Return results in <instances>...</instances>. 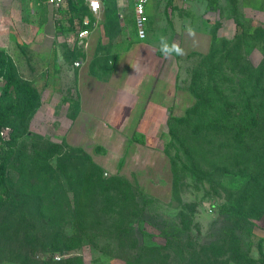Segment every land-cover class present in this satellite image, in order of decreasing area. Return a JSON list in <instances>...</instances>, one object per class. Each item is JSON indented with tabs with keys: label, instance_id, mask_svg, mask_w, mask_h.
<instances>
[{
	"label": "rangeland",
	"instance_id": "rangeland-1",
	"mask_svg": "<svg viewBox=\"0 0 264 264\" xmlns=\"http://www.w3.org/2000/svg\"><path fill=\"white\" fill-rule=\"evenodd\" d=\"M1 1L0 50L11 56L16 64L18 76L22 80L30 81L41 95L40 105L28 118L25 134L20 141L27 146L35 142L42 145L51 141L77 148L73 153L89 154L103 169L105 176L119 175L128 180L141 203L143 199H148L142 217L131 222V231L135 235L132 240L139 246H163L164 251L172 247V255L167 262L179 261L181 249L176 250L181 247L177 246L178 241L168 245L164 232L184 236L181 242L187 244V241H191L190 246L194 243L206 244L216 241L225 235L227 229L232 228L230 222L228 223V214L216 208H209L208 201L211 199L217 206L229 203L230 193L242 188L247 178L225 171L218 162L223 156L220 160L210 157L216 146H208L206 141L196 139L192 126L187 125V120H179L180 117H187V111L197 101L190 92L191 75L207 52L193 51L187 55L166 59L159 50V44H156L160 38L152 37L151 44L144 48L145 58L157 61L159 57V60L173 61V64L177 58L179 67L175 66V77L172 74L168 79L155 75L145 77L136 102L127 112L131 114L125 119L120 115L121 111L112 108L115 105L112 101L115 95L113 92L123 86V76L129 72V69L121 68L120 75L123 78H113L118 75L116 57L124 52L121 48L111 55V58H107L106 62L103 51L107 50V47H101L102 53L99 47L91 57L88 50L90 46L77 41L75 30L72 41L66 37L64 44H60L58 48L51 47L53 54L49 55L47 48L33 41L35 23L30 21L27 12L29 0H8L14 5L20 3L25 6L19 9V5H15V11L9 7L6 13L3 9H6L8 2ZM222 1L224 3L221 5L219 17L229 19L230 23H226V31L219 39L226 37L233 40L244 30L250 32L259 26L264 28V0ZM220 21L221 19L213 22L215 24L212 26V33H216ZM72 26L75 28L74 24ZM248 39L249 43H244L243 58L256 67L264 59V33L259 39ZM167 40L173 43L171 39ZM230 67L231 64L226 66L229 77L225 76L224 79L227 89L230 88L228 85L238 79L230 71ZM163 82L167 83L163 87L168 91L161 92ZM4 83L5 80H0V95ZM214 97V94H210L211 100ZM163 98L168 101L162 106L158 100ZM221 105V101L213 100L208 116L213 119L218 117V108ZM136 131L144 134L145 143L132 140ZM201 142L205 145L200 146ZM233 142L222 132L216 144L219 143V150L224 155L232 146H237ZM233 155L238 158L240 156L239 152L235 151ZM52 161L55 164L56 159ZM216 162L219 168L214 165ZM8 167L9 176L15 179V169L12 165ZM197 167L208 170L209 176L200 179L203 175ZM13 193V189L5 190L0 185V264H44L43 261L71 255L81 257L83 264H128L121 251L127 248L126 243L115 240L109 244V239L104 236L96 239L97 246L92 241L85 240L76 248L68 250L52 252L54 245L43 248L42 241L45 242L50 234L57 236V226L53 223L50 227L49 223L45 224V220L34 219L27 212L32 214L35 207L31 203L32 199L27 202L23 197H13ZM18 198L24 200V203L17 201ZM20 207L25 218L19 214ZM94 209H100L97 202L93 203L92 210ZM183 216L189 227L182 233L176 230V225L181 223ZM253 223L255 225L249 235L246 228L237 232L246 241H251L250 254L259 258L257 242L260 238L264 239V214ZM29 227L33 235L31 241L25 236ZM61 229L69 234L73 232L69 227ZM87 232L88 229L84 234ZM93 234L101 235V232L95 229ZM128 245L130 249L129 242ZM262 246L264 250V241ZM23 253L28 256L24 257ZM149 260L153 261L152 257L146 256L141 264H150ZM154 263H157L156 259ZM165 263L162 259L161 264Z\"/></svg>",
	"mask_w": 264,
	"mask_h": 264
},
{
	"label": "trees",
	"instance_id": "trees-1",
	"mask_svg": "<svg viewBox=\"0 0 264 264\" xmlns=\"http://www.w3.org/2000/svg\"><path fill=\"white\" fill-rule=\"evenodd\" d=\"M263 33L264 28L259 26L250 32L244 30L232 40L226 37L219 39L213 32L209 51L192 71L190 92L197 101L187 111V117H180L179 120H187L196 139L206 141L208 146H216L210 157L220 160L223 156L218 162L225 171L246 176L247 182L230 193L227 204L217 206L209 199V208L227 212L228 223L232 226L216 241L190 246L191 241H187V244L181 242L184 236L164 232L168 245L178 241L177 246L181 247L176 250L181 249V258L172 263L167 262L171 258L172 247L164 251L163 246H139L132 240L135 235L131 231V222L142 217L148 199H143L141 203L128 180L119 175L105 176L103 169L89 154L75 155L73 152L77 148L51 141L27 146L20 141L25 134L28 118L40 105L41 95L30 81L18 76L11 56L0 50V80H5L0 95V185L5 190L13 189V197H23L27 202L32 199L31 203L35 205L32 214L26 211L34 219L45 220L50 227L53 223L57 226V236L50 234L45 242L42 241V247L54 245L52 252H56L76 248L85 240L97 246L96 239L104 236L109 239V244L115 240L126 243L127 248L121 251L128 264H141L146 256L152 257L150 264H161L162 259L165 264H264V239L260 238L257 242L260 257L256 258L250 254L251 241H246L237 232L246 228L249 235L255 225L253 221L264 214V59L253 67L243 58L242 52L244 43H249V37L259 39ZM228 64H231L230 71L238 78L228 85L229 89L224 80L225 76L229 77L226 72ZM210 94L215 95L213 100L222 103L218 108V117L214 119L208 116L213 106ZM222 132L237 144L224 155L219 150V143L216 144ZM132 140L143 144L145 136L136 131ZM203 145L201 142L200 146ZM233 151L239 152V158L233 155ZM54 158L55 164L52 161ZM218 162L214 165L219 168ZM9 165L15 169V179L9 176ZM196 165L199 166L198 163ZM198 169L203 175L199 174L200 179L209 176L208 170ZM19 198L17 201L23 204L24 200ZM94 202L98 203L100 209L92 210ZM15 203L16 200L13 205ZM21 208L19 214L25 218ZM61 227H69L73 232H62ZM188 227L183 216L176 230L183 233ZM29 228L25 236L31 241L33 235ZM87 229L88 232L84 234ZM95 229L101 235L95 236ZM22 255L28 256L27 253ZM155 259L157 263H154ZM43 263L83 264V261L81 257L71 255Z\"/></svg>",
	"mask_w": 264,
	"mask_h": 264
},
{
	"label": "crops",
	"instance_id": "crops-1",
	"mask_svg": "<svg viewBox=\"0 0 264 264\" xmlns=\"http://www.w3.org/2000/svg\"><path fill=\"white\" fill-rule=\"evenodd\" d=\"M6 1L8 3L6 9H3L4 13L8 11L9 7L15 11V5H19V9L25 6L20 3L14 5V3ZM1 2L0 0V7ZM223 3L222 0H149L145 6L147 21L144 38H140L137 33L134 0H101L97 14L93 13L82 0L69 1L59 7L47 4L46 0H29L26 5L30 21L35 23L33 25V41L37 42L35 44L47 48L49 55L53 54L51 47L58 48L60 44H64L66 37L72 41V34H75V30L77 41L87 47L90 46L88 50H90L91 57L92 53L96 54L99 47H107V50L104 49V51L101 48L100 52L103 51L105 54V62L107 58H111V55L116 54L119 48L124 51L116 57L118 75L113 78L122 77L120 75L121 68H127L129 72L123 76L124 78L122 77L123 86L113 92L115 95L112 101L115 102V105L112 108L121 111L120 115L128 119L131 113L127 112L136 102L142 85L145 83V77L155 75L168 79L171 74L175 77L177 73L175 66L179 67L177 63L179 60L177 61V58L175 60L174 57L175 64L173 61L167 60V63V61L164 62V59L159 60V57L157 61L152 59V62L145 58L143 51H146L144 50L146 45L151 44V38H160L166 35V39H171L173 43L184 47L186 55L193 51L206 53L210 49L213 38L211 32L212 26L215 24L213 22L221 19L216 31L219 37L226 31V23H230L229 19L224 20L219 17ZM85 21L87 24L84 23ZM73 24L75 28H73ZM82 28L89 29V34L79 41L77 31ZM189 30H192L194 34L190 35ZM158 31H163V33ZM24 37L26 38L25 35ZM166 82H163L161 87H165ZM164 87L161 88V92L168 91ZM167 101L165 98L158 100L162 106L167 104Z\"/></svg>",
	"mask_w": 264,
	"mask_h": 264
},
{
	"label": "built area",
	"instance_id": "built-area-1",
	"mask_svg": "<svg viewBox=\"0 0 264 264\" xmlns=\"http://www.w3.org/2000/svg\"><path fill=\"white\" fill-rule=\"evenodd\" d=\"M69 1H77V0H46L47 4L53 5L55 7H59L64 3ZM87 4L88 8L95 14L99 12L101 0H82ZM149 0H134V11H135V24L138 36L140 38H144L146 36V21L147 16L145 14V6ZM87 24V21L84 22ZM89 34V29L82 28L77 31V38L79 41H82Z\"/></svg>",
	"mask_w": 264,
	"mask_h": 264
},
{
	"label": "clouds",
	"instance_id": "clouds-1",
	"mask_svg": "<svg viewBox=\"0 0 264 264\" xmlns=\"http://www.w3.org/2000/svg\"><path fill=\"white\" fill-rule=\"evenodd\" d=\"M189 34H194L192 30H189ZM159 50L164 58H170L172 56H182L184 55V50L179 45L175 43H169L166 37L161 36L159 42Z\"/></svg>",
	"mask_w": 264,
	"mask_h": 264
},
{
	"label": "bare ground",
	"instance_id": "bare-ground-1",
	"mask_svg": "<svg viewBox=\"0 0 264 264\" xmlns=\"http://www.w3.org/2000/svg\"><path fill=\"white\" fill-rule=\"evenodd\" d=\"M108 127V126H107Z\"/></svg>",
	"mask_w": 264,
	"mask_h": 264
}]
</instances>
